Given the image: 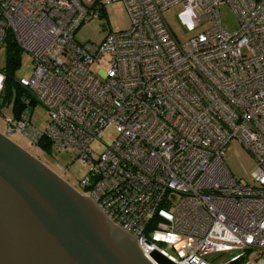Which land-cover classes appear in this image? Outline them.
Here are the masks:
<instances>
[{"label":"built area","instance_id":"built-area-1","mask_svg":"<svg viewBox=\"0 0 264 264\" xmlns=\"http://www.w3.org/2000/svg\"><path fill=\"white\" fill-rule=\"evenodd\" d=\"M121 1L129 28L79 44L76 30L112 0H0V48L10 38L30 57L17 83L49 115L40 132L26 109L4 135L40 156L43 138L73 151L83 196L151 264L154 251L173 264H264V0ZM178 5L210 27L179 43L163 18ZM232 140L255 162L250 184L223 162Z\"/></svg>","mask_w":264,"mask_h":264},{"label":"water","instance_id":"water-1","mask_svg":"<svg viewBox=\"0 0 264 264\" xmlns=\"http://www.w3.org/2000/svg\"><path fill=\"white\" fill-rule=\"evenodd\" d=\"M0 264L151 263L88 197L0 133Z\"/></svg>","mask_w":264,"mask_h":264},{"label":"rangeland","instance_id":"rangeland-1","mask_svg":"<svg viewBox=\"0 0 264 264\" xmlns=\"http://www.w3.org/2000/svg\"><path fill=\"white\" fill-rule=\"evenodd\" d=\"M113 2L106 8V16L102 19H93L82 24L74 34V40L79 44H99L108 32H120L127 30L130 26L129 17L121 0H112ZM219 17L222 26L227 32H232L237 27V19L227 5L219 7ZM164 21L170 31L179 43L187 42L191 37L207 30L211 23L208 16L195 9L185 10L183 6L178 5L168 9L163 13ZM6 44L0 48V71L5 68ZM32 70L30 57L21 52L19 57V66L14 72V79L28 78ZM3 76L0 73V94L3 87ZM12 102L13 95L9 103H1L0 105V133L5 132V119L12 118ZM29 123L37 131L42 132L47 122L49 115L46 110L39 104H35L29 110ZM115 137L113 130H108L104 135L102 142L108 143ZM11 140L18 146L22 147L30 155L38 159L46 165L52 166V162L59 163L62 166H67V172L64 176L58 175L64 181H67L71 186L78 191L82 190L78 182L85 175L86 168L75 160V154L71 150L56 151L51 149V156L47 158L41 157L33 148H30L27 143L19 136L11 137ZM99 150V149H98ZM223 162L230 175L240 183H251V174L255 169V162L250 154L237 141L232 140L227 143L224 148ZM54 172V171H53ZM55 173V172H54Z\"/></svg>","mask_w":264,"mask_h":264},{"label":"trees","instance_id":"trees-1","mask_svg":"<svg viewBox=\"0 0 264 264\" xmlns=\"http://www.w3.org/2000/svg\"><path fill=\"white\" fill-rule=\"evenodd\" d=\"M6 49H5V55H6V65L5 68L0 71L2 74L4 80H3V87L0 94V105L1 103H9L11 96L13 95V102H12V117L14 119H18L26 109H31L33 105H35V101L33 99V96L30 92H28L26 89L19 86L17 81L14 79V72L19 66V57L21 54V50L17 47L15 42L8 38L5 41ZM39 147L42 149L44 155L41 156L43 158H47L46 156H51V145L48 140L45 138L41 139L39 141ZM42 163V162H41ZM45 166L46 163H43ZM52 171H54L56 174H60V176H64V174H61L57 172L53 166L48 167ZM66 174V173H65ZM68 185H70L67 181H65ZM71 186V185H70ZM74 190H76L80 195H83L84 191L80 190L78 191L76 188L71 186Z\"/></svg>","mask_w":264,"mask_h":264}]
</instances>
